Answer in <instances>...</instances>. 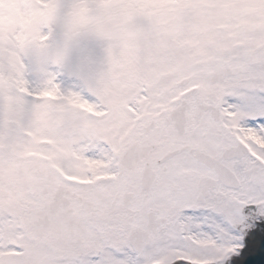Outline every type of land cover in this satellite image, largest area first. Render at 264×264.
Wrapping results in <instances>:
<instances>
[{"label": "flooded vegetation", "instance_id": "flooded-vegetation-1", "mask_svg": "<svg viewBox=\"0 0 264 264\" xmlns=\"http://www.w3.org/2000/svg\"><path fill=\"white\" fill-rule=\"evenodd\" d=\"M263 62L204 63L184 75L173 67L146 100L138 90L109 99L75 88L70 117L52 112L41 120L45 136L29 131L22 184L15 156L0 155V210L23 218L7 233L0 219V264L171 261L176 239L191 232L213 235L214 256L233 253L241 203L264 205ZM185 216L200 224L183 225Z\"/></svg>", "mask_w": 264, "mask_h": 264}, {"label": "rangeland", "instance_id": "rangeland-1", "mask_svg": "<svg viewBox=\"0 0 264 264\" xmlns=\"http://www.w3.org/2000/svg\"><path fill=\"white\" fill-rule=\"evenodd\" d=\"M260 58L264 0H0V155L6 162L15 156L16 183L22 184L24 133L45 136L41 120L52 112L70 117L75 88L111 91L109 99L120 89L144 97L173 67H182V75L195 74L198 61L220 59L217 63L235 66ZM30 94L42 101L34 102ZM59 122L47 124L49 133ZM242 207L240 245L246 224ZM12 214L0 210L4 233L19 227L7 228L13 217L23 222L22 213ZM192 219L200 224L197 217L180 222ZM190 234L193 240L176 239V259L225 261L213 255L211 233ZM6 246L0 242L2 251ZM130 255L127 264H141ZM160 257L142 260L155 264Z\"/></svg>", "mask_w": 264, "mask_h": 264}, {"label": "water", "instance_id": "water-1", "mask_svg": "<svg viewBox=\"0 0 264 264\" xmlns=\"http://www.w3.org/2000/svg\"><path fill=\"white\" fill-rule=\"evenodd\" d=\"M245 240L246 246L241 249L240 256L235 257L233 264H264V227L253 231ZM182 261L188 264L187 260Z\"/></svg>", "mask_w": 264, "mask_h": 264}]
</instances>
